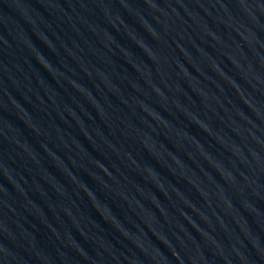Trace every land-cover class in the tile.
Segmentation results:
<instances>
[{
	"label": "water",
	"instance_id": "obj_1",
	"mask_svg": "<svg viewBox=\"0 0 264 264\" xmlns=\"http://www.w3.org/2000/svg\"><path fill=\"white\" fill-rule=\"evenodd\" d=\"M0 264H264V0H0Z\"/></svg>",
	"mask_w": 264,
	"mask_h": 264
}]
</instances>
